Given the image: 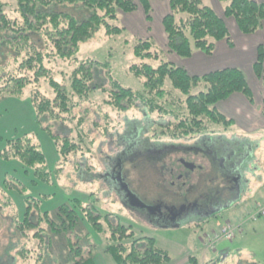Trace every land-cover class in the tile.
<instances>
[{
    "label": "trees",
    "instance_id": "obj_1",
    "mask_svg": "<svg viewBox=\"0 0 264 264\" xmlns=\"http://www.w3.org/2000/svg\"><path fill=\"white\" fill-rule=\"evenodd\" d=\"M218 1L225 4L222 16L203 0H168L170 12L162 19L168 53L189 59L195 51L211 56L220 41L232 46L225 19H232L244 35L254 34L264 26V0ZM139 7L149 18V0H0V56L13 63L10 70L0 75V100L28 95L39 128L54 142L59 158L55 175L78 153H90V148L85 153L83 147L93 140L89 141L85 134L82 120L77 121L71 137L54 135L45 123L72 122L73 111L88 103L93 95L102 96L106 105L120 112L142 107L147 114H155L160 121L148 130L155 140H192L217 135L220 128L230 130L233 121L217 109V104L234 94L253 102L252 90L239 68L228 67L201 76L165 61L153 68L149 63L158 61L159 56L148 39H139L135 44L133 54L138 63L129 68L142 80L141 91L114 80L110 60H85L70 64L68 72L56 70L59 64L75 62L80 46L100 30L107 37L120 35L123 28L114 23ZM96 68L103 69L108 85L97 88ZM253 71L264 82L262 45L257 47ZM41 83L47 85L50 93L41 91ZM0 159L17 167L12 168L15 174L4 173L0 186V229L4 220L2 210H11L6 220L9 232L12 231L9 239L14 237L18 245L11 242L8 248L17 250L22 264H46L50 256L56 264H96L97 247L85 224L97 235L108 234L103 252L112 264L169 262V255L155 245L154 239L135 238L131 227L119 221L113 224L110 214L101 217L94 204L96 200L84 204L74 198L52 213L41 212L46 196L31 197L17 176L18 171L30 176L33 187L38 182L51 185L45 156L33 137L23 135L6 140ZM13 193L23 199L21 214L14 205ZM55 244L58 255L53 250ZM191 262L196 264L194 257L189 258L188 264Z\"/></svg>",
    "mask_w": 264,
    "mask_h": 264
},
{
    "label": "rangeland",
    "instance_id": "obj_2",
    "mask_svg": "<svg viewBox=\"0 0 264 264\" xmlns=\"http://www.w3.org/2000/svg\"><path fill=\"white\" fill-rule=\"evenodd\" d=\"M1 1L11 2V0ZM166 2L149 0V18L142 7H139L140 10L134 13L121 15L114 23L115 26L123 28L120 35L107 37L104 35V30H100L92 39L80 46L75 62L59 64V67L55 69L68 72L71 68L70 64L74 65L85 60H95L100 63L110 60L113 79L126 88L141 91L142 80L136 78L129 70L130 66L138 63L134 57L133 48L139 39H148L154 45L153 49L157 52L159 60L149 63L153 68L158 67L161 61L170 62L176 66L186 63L185 59L168 53L165 42L163 43L161 40V19L163 15L170 12L168 0ZM203 2L217 13L223 11L225 6L218 0H203ZM143 14L147 22H151L150 29H145V31L140 26L144 20ZM140 17L141 21H139ZM225 20L234 22L232 19ZM229 25L231 26V24ZM146 31L148 35H145ZM193 64L194 74L198 73V75L217 69L216 65L201 68L196 66L195 62ZM12 65L11 59L0 56V75L6 70H10ZM52 65L55 66V64ZM244 74L256 93L252 76L246 68H244ZM94 76L97 88L108 85L102 68L94 69ZM41 91L50 93L44 83H41ZM104 100L105 98L99 95L91 96L88 103L73 111L72 122L48 121L45 123L46 126H50L54 135L71 137L74 136L77 121L82 120L85 134L89 136V141L93 140L91 145L83 147V152L86 153V149L90 148V153H83V155L78 153L73 159L71 158L58 175L54 173L59 161L54 142L46 132L39 128L28 95L26 94L24 97L7 96L0 100V150L4 147L6 140L28 135L35 139L45 156L47 168L51 173L50 186L38 182L33 187L29 181L30 176L26 177L21 171H18L17 174L23 181L27 194L35 198L46 196L40 206L41 212L52 213L60 205L74 198L84 204L96 200L94 204L101 213V217L110 214L109 220L113 224L119 221L123 225L131 227L135 238L154 239L155 245L169 255L170 260L165 264H188L190 257L195 258L196 264H264V216L248 221L250 215L254 213L253 216H255L258 211L255 206L259 209V206L264 205V159L261 161L256 159V164L261 167V171L258 173L259 176H254L255 179L257 178L254 179L255 182L253 180L247 186L244 184V189H238V198H242L239 209L230 208L228 206L230 199L224 196L220 201L221 210L211 218L189 215L178 220L175 227L163 226L162 223L158 224L156 221L149 223L136 214L139 206L129 204V208H126L121 204L115 186L108 182L107 174L115 168L118 159H134L125 163L127 168L132 170L128 175V181H131V189L139 197L141 205L145 206L155 203L158 199L175 198L197 183L208 186L210 185L208 180L214 173L203 160L189 153L185 154L183 151L173 152L171 165L167 160L153 161L147 154L152 146L161 142L186 146L196 139H152L148 130L149 128L151 130V126L160 121L155 114H147L142 107L120 112L106 105ZM222 133L230 139L235 136L242 141L243 139L247 140L243 138L236 127L230 131H222L220 128L219 134ZM257 144L260 150L256 152V155L264 156V139ZM233 151L239 150L236 148ZM176 160L195 163L197 168L193 172L187 173L179 164L175 163ZM13 167L16 165L5 163L0 159V186L6 171L15 174L12 171ZM181 176H184L183 182L186 185H182ZM1 198L0 195V200ZM13 201L21 214L24 211L23 199L13 193ZM1 213L4 220L0 229V264H22V261L17 257V250L8 248L11 242L12 245H18V241L14 237L12 241L9 239V233L12 231L9 232L7 228L9 223L6 220L11 216V210L4 209ZM102 224L106 227L103 221ZM228 224L232 228H234L233 225L238 224H243V227H236V232L233 233L234 236L231 240L220 239L215 243L212 242L215 240L214 235L216 236V233ZM85 226L90 231L92 241L97 247L94 252L95 263L112 264L111 258L103 252L108 234L106 237L97 235L87 224ZM53 248L55 255H58L57 244ZM49 258L45 260L46 264H56L54 257V259L51 256Z\"/></svg>",
    "mask_w": 264,
    "mask_h": 264
},
{
    "label": "crops",
    "instance_id": "obj_3",
    "mask_svg": "<svg viewBox=\"0 0 264 264\" xmlns=\"http://www.w3.org/2000/svg\"><path fill=\"white\" fill-rule=\"evenodd\" d=\"M162 1L167 3L166 0ZM254 1L261 2L262 0ZM137 10L139 11L140 8ZM218 14L221 16L223 11ZM142 16L144 17V20L140 26L143 28V31H145V29H150L151 22H147L144 14ZM164 16L165 15H163V17ZM162 19L161 40H163V43H166V37L162 27ZM139 21H141V17L139 18ZM229 24H231V26ZM226 25L230 32V38L233 44L232 46H230L226 41H220L216 44L215 51L211 56H206L199 51H195L192 57L185 59L186 63L182 64L181 66L184 67L191 75L196 76L201 75H198V73L194 74L193 62H195L196 66L201 68L216 65L218 70L224 69L225 66V68H239L244 72V68H246L248 73L252 76L256 93L253 91V88L247 80L253 94L252 103H250L243 95L234 94L227 100L217 104V109L233 121V126L231 129L236 127L240 131V134L243 135V138L249 141L243 139V142L235 136H233V139H230L223 133L207 136L208 138H206L209 141L218 144L216 150L222 155L220 154L217 158H224L228 156L229 152H231V155H233H230L229 159L231 158L230 160L232 162L235 161V159L238 160V157L241 156L239 151L244 152V156L240 161H236L237 166L235 169H233V174L236 175L238 172L240 175V180H244L242 186H240V189H244L245 186L249 185L255 179L254 176H259L258 173L261 171V167L256 164V159H258V161L264 159L262 154L256 155V152L260 150L258 149L259 146L257 143L264 139V82L259 79L253 71V64L257 55V47L262 45L264 48V26L254 34L244 35L238 30L235 22L226 20ZM145 35H148L147 31ZM217 69H215V71ZM206 73H209V71ZM255 141L257 142L256 144ZM234 147L238 148L239 151H233ZM241 201L242 198L239 199L238 195L236 194L228 203V206H230V208L233 207L239 209L241 207L239 204Z\"/></svg>",
    "mask_w": 264,
    "mask_h": 264
},
{
    "label": "flooded vegetation",
    "instance_id": "obj_4",
    "mask_svg": "<svg viewBox=\"0 0 264 264\" xmlns=\"http://www.w3.org/2000/svg\"><path fill=\"white\" fill-rule=\"evenodd\" d=\"M217 145V143L202 137L197 138L194 142L186 146L161 142L149 149L147 154L149 157L151 156L150 158L153 161L161 162L167 160L171 165L173 163V159L171 158L174 154L173 152L183 151L185 154L189 153L203 160L212 169L214 175L208 180L210 185L205 186L197 183V185L190 186V189L185 190L184 193H180L175 198H170L169 200L158 199L150 205H141L139 197L131 189V181H128V175L132 170L127 168L125 164L128 160L131 161L134 159H118L115 168L111 169L110 173L107 174L108 182L115 186L121 204L125 205L126 208H129V204L139 206V210H133H136V214L142 220L149 223L156 221L158 224L162 223L163 226L175 227L178 220L189 215L211 218L222 208L221 198L227 196L231 201L244 182V180H240L238 172L236 175L233 174V169L237 166L236 161L242 159L244 152L239 151L241 155L238 157L239 159L231 162V158L229 159L231 152L224 158H217L221 154L216 150ZM234 149L236 148L234 147ZM181 161L176 160L175 163L179 164L187 173L193 172L197 168L195 163H193L195 168L189 170ZM184 161L188 162L186 160ZM131 166L134 167L135 165ZM184 179V176L180 177L182 185H186L183 182Z\"/></svg>",
    "mask_w": 264,
    "mask_h": 264
},
{
    "label": "built area",
    "instance_id": "obj_5",
    "mask_svg": "<svg viewBox=\"0 0 264 264\" xmlns=\"http://www.w3.org/2000/svg\"><path fill=\"white\" fill-rule=\"evenodd\" d=\"M259 214L264 216V209L260 210V211H259ZM234 231H235V228H232V227L229 226V225L225 226V227L222 229L221 234H220L219 236H216V237H215L214 242H216V241H218V240H220V239H227V240L231 239L232 236H233ZM212 242H213V241H212Z\"/></svg>",
    "mask_w": 264,
    "mask_h": 264
},
{
    "label": "water",
    "instance_id": "obj_6",
    "mask_svg": "<svg viewBox=\"0 0 264 264\" xmlns=\"http://www.w3.org/2000/svg\"><path fill=\"white\" fill-rule=\"evenodd\" d=\"M181 163L189 170H193L195 168V166L192 163H187L184 160H182Z\"/></svg>",
    "mask_w": 264,
    "mask_h": 264
}]
</instances>
